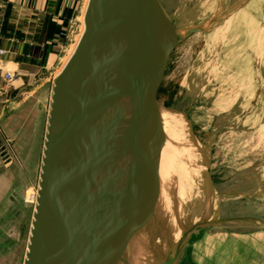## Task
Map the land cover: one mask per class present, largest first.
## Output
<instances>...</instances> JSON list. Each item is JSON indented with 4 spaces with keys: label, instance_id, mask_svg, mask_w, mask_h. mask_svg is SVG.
I'll use <instances>...</instances> for the list:
<instances>
[{
    "label": "rangeland",
    "instance_id": "1",
    "mask_svg": "<svg viewBox=\"0 0 264 264\" xmlns=\"http://www.w3.org/2000/svg\"><path fill=\"white\" fill-rule=\"evenodd\" d=\"M159 1L175 40L157 93L158 109L171 121L163 119L171 131L157 153L177 156L166 186L169 210L153 209L157 218L141 247L125 240L123 249L116 240L106 264H174L192 233L222 212L223 180L243 177L237 169L244 165L251 167L247 176L264 178V0ZM86 2L79 0L61 47L54 43V62L0 82V264L25 262L53 82L76 47ZM119 116L121 134L126 125ZM114 171L110 165L104 174Z\"/></svg>",
    "mask_w": 264,
    "mask_h": 264
},
{
    "label": "water",
    "instance_id": "2",
    "mask_svg": "<svg viewBox=\"0 0 264 264\" xmlns=\"http://www.w3.org/2000/svg\"><path fill=\"white\" fill-rule=\"evenodd\" d=\"M83 22L82 35L53 82L24 264H105L116 251L113 242L120 237L124 244L118 229L152 182L160 138L157 93L175 43L173 27L159 0H89ZM126 29L129 41L115 64L113 41ZM129 96L125 164L109 193L93 200L95 192L82 179L102 155L96 146L93 155L86 150L87 135L94 134L97 145L99 115ZM118 108L115 114L121 115ZM81 150L84 160L78 158L72 172ZM150 194L147 212L156 199Z\"/></svg>",
    "mask_w": 264,
    "mask_h": 264
},
{
    "label": "crops",
    "instance_id": "3",
    "mask_svg": "<svg viewBox=\"0 0 264 264\" xmlns=\"http://www.w3.org/2000/svg\"><path fill=\"white\" fill-rule=\"evenodd\" d=\"M78 6L79 0H0L1 71L17 75L54 62V43L61 47ZM245 167L237 169L243 177L222 181V212L192 233L174 264H264V178L247 176Z\"/></svg>",
    "mask_w": 264,
    "mask_h": 264
},
{
    "label": "bare ground",
    "instance_id": "4",
    "mask_svg": "<svg viewBox=\"0 0 264 264\" xmlns=\"http://www.w3.org/2000/svg\"><path fill=\"white\" fill-rule=\"evenodd\" d=\"M88 1L89 0H87L86 5H85V9L83 11L82 20L84 19V14H85V10H86ZM83 30H84V22H83V28H82L81 34L79 35L78 41H79V39L83 33ZM126 31H129V30L126 29L125 32H123L119 38H116L113 41L112 56L114 58V61H116L115 64H119V63H117V61H118V58H120V60H121V55H122L121 51L124 48H126L127 40L129 41ZM78 41H77V43H78ZM129 102L131 103V96L126 98L124 101H121V102L117 101L118 106L116 105V103H113L112 107H110L107 111H104L102 114L99 115V117H98L99 127H98V131L95 133V137L98 140L97 145L94 144L95 142H92L93 141L92 136L94 134L92 136L87 135L88 136L87 140H86L87 142L85 141L86 150H92L93 149V151L91 153V155H93V152H94L95 146H96V149L99 150V154L102 155V157L100 156L101 160L97 163L96 168L94 169V167H92L89 170V173L87 171L84 174L85 177H83V179H82V184L87 183V185L90 186L89 187L90 189L94 188L91 191V192H95L94 194L96 195L95 197L92 198L93 200L101 199V198L105 197L107 195V193H109V189L111 188V186L113 184V179L117 180L116 174H118L119 171H121V169L123 168V166L125 164L127 153L125 151L124 145H125V140L127 138L128 127L125 126V129L121 134H119L117 131H115V129L117 130V128H118V126L115 124V119L117 118V114H115V110H117V107H119L118 110H120L122 112L125 110L123 113L121 112L122 115H120L119 117H121V118L123 117L124 118L123 123L125 122L128 124V120H129L130 113H131V108H130ZM158 117H159V121H160V128H162L160 130V138H159V143H158V144H160L162 138H164V137L168 138L170 136L168 133L171 130H170V128L165 126V123H163V121H164L163 119H165V117H166V119H168L170 117H168V115L165 112H163L162 110H159ZM166 122H168L169 124L171 123L170 119H168ZM110 130H114V131L111 133ZM121 146H123V147H121ZM159 150H160V148L158 146L157 152L161 151V150L160 151ZM82 152H83V150L79 151V153L77 154V156H79V157H77V158L75 157L74 161H72V164L69 167L70 171H72V172L75 171L74 170L75 165H76V169H77L78 164L76 162H77L78 158H79L78 162L80 160L81 161L84 160L83 157H81ZM107 153H109V154H107ZM97 158L99 159L98 156H97ZM113 161L117 162V163H114V169H115L114 173L115 174L111 173L110 175H105L104 173H105V170L107 168L105 166H108L106 164H108L109 162L113 163ZM154 165L155 166H154L153 175L151 178V181H152L151 186H149V188L146 190V192L144 194V198L141 201V203L137 207H135L133 210L130 211L129 216L125 219L124 223L121 225V227H119V229H118L119 231L117 232L118 235H123L125 237V238L123 237L124 240H135L136 239L138 242L137 245H139V244L141 245L143 243V241H145L147 239V237L145 238L146 233H144V231H147V229H148L147 225H148V223H150L151 217L157 218V215H156V213H154L153 209H155V210L158 209L159 211H161L165 208H167V209L169 208L170 198H171V197L169 198V196H171L172 194L170 195L169 192L171 191V189L168 192V189L166 188V186L171 185L170 179H169V174L171 173V171H174L176 166H177V156L166 158V157L161 156L160 154L157 153L156 157H155ZM104 167H105V169H104ZM99 172H101L102 176H100L99 178H96L95 175H97ZM115 175H116V177H115ZM110 182H111V185L109 184ZM108 184H109V186H108ZM83 191H85V190H83ZM152 191L154 192V196L156 197V199H155V203L153 204L151 211L147 212L148 208H146V205L149 202L148 200H149V197L151 195L150 193H152ZM164 213H165V211H164ZM172 221H174L173 217H172ZM89 229H90V227L87 229V231ZM100 235H101V232H100ZM158 237H160V236H158ZM113 244H114V242H113ZM129 244H130V242H129ZM84 245H85V241L83 242L82 246L84 247ZM116 245L123 246L120 242H119V244H116ZM127 246H129V245H127ZM125 255L126 254H124V256ZM113 257H115V256H113ZM119 257H117V258H119ZM125 258L126 257H124V259ZM110 261H111V259L109 260V262ZM126 261H127V259H126ZM124 263H125V261H124Z\"/></svg>",
    "mask_w": 264,
    "mask_h": 264
},
{
    "label": "built area",
    "instance_id": "5",
    "mask_svg": "<svg viewBox=\"0 0 264 264\" xmlns=\"http://www.w3.org/2000/svg\"><path fill=\"white\" fill-rule=\"evenodd\" d=\"M3 51H0V55L3 54ZM2 69L0 68V72ZM15 74L14 72L11 71H3L2 74L0 75L1 82L5 84H10L14 81Z\"/></svg>",
    "mask_w": 264,
    "mask_h": 264
},
{
    "label": "trees",
    "instance_id": "6",
    "mask_svg": "<svg viewBox=\"0 0 264 264\" xmlns=\"http://www.w3.org/2000/svg\"><path fill=\"white\" fill-rule=\"evenodd\" d=\"M53 30H57L55 27H53Z\"/></svg>",
    "mask_w": 264,
    "mask_h": 264
}]
</instances>
